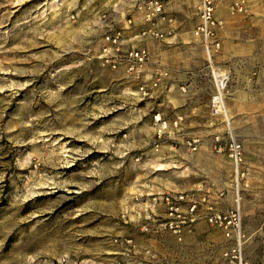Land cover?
I'll return each instance as SVG.
<instances>
[{"label": "rangeland", "instance_id": "374dc122", "mask_svg": "<svg viewBox=\"0 0 264 264\" xmlns=\"http://www.w3.org/2000/svg\"><path fill=\"white\" fill-rule=\"evenodd\" d=\"M116 1L0 0V264L140 263L141 233L128 215L141 182L150 179L180 188L215 180L225 194L238 188L245 255L264 264V76L243 77L241 58L224 64L217 56L233 66L235 91L225 105L244 148L238 176L229 157L214 151L202 165L170 168L152 149L153 114L170 117L176 107L141 99L123 68L95 56L105 33L119 27L105 20ZM222 1L231 15L248 3ZM251 1L264 8V0ZM226 19L218 16L219 28ZM170 36L160 39L168 59L196 62L193 102L184 107L201 119L189 129H203L210 148L215 134H225L214 133L218 122L205 126L214 91L210 63L197 61V38L163 41ZM237 44L248 51L247 41Z\"/></svg>", "mask_w": 264, "mask_h": 264}, {"label": "crops", "instance_id": "0c3cea01", "mask_svg": "<svg viewBox=\"0 0 264 264\" xmlns=\"http://www.w3.org/2000/svg\"><path fill=\"white\" fill-rule=\"evenodd\" d=\"M214 1L215 16L217 19L218 16H226L228 18L225 20L224 25L218 29V39L220 41L219 49L210 55L201 39L194 34V30L199 23L197 0H168L166 2L165 9L170 20L164 21L162 27L170 29V34L172 36L163 41L169 43L171 38L173 41L186 42L197 38L202 43L203 49L201 52L199 51L197 55L199 59L197 61L201 60L206 64L212 62L213 64L222 65L227 62L228 58L239 57L242 59V63L245 62V65L239 72L241 76L244 73L245 75H243V77H247L248 75L252 76L253 73H257L258 77L264 76V8L262 6L254 7L252 1L248 0V3H246V11L231 15L229 14L228 7H225L222 0ZM111 10L119 11L118 17L116 16V18L113 19L111 17ZM131 10L132 8L128 0H117L111 5V8L108 9L109 15L111 16H107L105 20L109 21V26L113 25V22L119 23V26H123L126 29L125 36L129 41L144 45L149 49L150 60L146 67L148 73L154 72L157 68L167 70L170 73L167 79L168 87L159 91L155 99L158 101L157 104L159 105L168 103L170 106L176 107L174 113L171 114L170 117L163 110L157 111L163 119L169 121L170 126L164 135V140L159 150L155 148L152 149L160 154L158 156L159 158H166L167 162H165V164L169 165L170 168L182 166L183 169L186 170L190 169L193 161L199 165L207 163L208 157L203 158V156L206 153L212 154L211 152L214 151L212 145L208 148L207 145L203 143V141H206L204 137L205 133H202L203 129H199L200 131L189 129L190 124L196 122L200 123L201 119L191 115L187 109L188 106L184 107L185 104L191 105L193 102L191 99V88L195 80L193 75L194 69L196 68L194 64L196 62L192 60L183 62L169 60L166 50L161 48V45L164 44L160 42L162 40L152 36L141 35V31L147 27L141 17H134V23L132 25L127 22ZM192 16H194V18H192ZM242 41H247L249 45V49L245 53L238 48L237 43ZM217 56L224 62L218 61ZM230 66L233 67L232 65ZM207 69H209L208 66ZM230 80L226 95L235 91H231L233 84L231 78ZM176 120H178L177 126L173 124ZM221 121L224 125L220 124ZM206 122L208 124L205 123V126L211 124L214 126V124L218 122L217 126L213 129L214 133L217 130L219 131L222 128H226L223 115H213L210 113ZM153 123L156 125L154 114ZM188 138H199L200 141H202L197 150H191L187 146L186 139ZM180 153L181 157L179 158ZM157 169L162 168L157 166ZM146 184H150L154 191L170 188L174 190H196L203 193L205 192L208 193L210 200L218 208L232 206L236 194L239 192L240 195L241 193L238 188L234 190V187H231L227 189L228 192L225 194V190L218 186L215 180H202L187 188H180L171 181L167 183L150 179V181L148 180L146 183L143 181L141 182L140 190H145L144 187ZM130 208H133L135 211L133 215L131 214L128 216L135 220L134 224L141 233L140 238H137L136 241V249L140 252V258L142 260L139 264H222L221 250L223 244H221L222 246L220 247L219 243H223V235L220 230L211 227L203 218H200L195 223L192 233L186 234L183 241H178L176 237L168 231L155 233H145L141 231L137 223V209L139 207L134 203L133 206L130 205ZM126 239H131V242H133L132 238H125V241Z\"/></svg>", "mask_w": 264, "mask_h": 264}, {"label": "built area", "instance_id": "2783aa9c", "mask_svg": "<svg viewBox=\"0 0 264 264\" xmlns=\"http://www.w3.org/2000/svg\"><path fill=\"white\" fill-rule=\"evenodd\" d=\"M128 1L132 10L127 22L132 25L134 17L139 16L147 25L141 31V35L163 39L170 34V29L162 27L164 21L170 20L165 9L168 0ZM197 1L199 23L194 34L201 39L211 55L220 47L219 20L215 16V1ZM125 30L123 26L109 29L95 56L104 66L112 69L123 68L125 73L136 83L135 92L141 99H155L159 91L168 87L167 79L170 73L161 68L148 73L146 67L150 60L149 49L144 45L129 41L125 36ZM209 65L214 85V91L210 98L211 112L213 115H223L226 124L224 135L219 133L214 135L212 148L215 152L224 153L229 157L235 167L236 176H238L245 155L243 145L236 137L231 121L227 117L225 95L231 71L226 66L212 62ZM154 121L156 123L154 147L159 150L170 123L163 119L159 113L154 114ZM173 124L177 126L178 120ZM186 144L191 150H197L200 139L188 138ZM144 188L145 190H138L134 195V203L139 207L137 223L141 231L145 233L168 231L178 241H183L186 234L194 231L195 223L203 218L211 227L220 230L223 235L222 264H256L245 255L246 239L239 192L236 194L232 206L218 208L205 192L170 188L154 191L150 184H146ZM126 242L130 243L131 239H126ZM116 264L134 263L119 261Z\"/></svg>", "mask_w": 264, "mask_h": 264}, {"label": "bare ground", "instance_id": "6f19581e", "mask_svg": "<svg viewBox=\"0 0 264 264\" xmlns=\"http://www.w3.org/2000/svg\"><path fill=\"white\" fill-rule=\"evenodd\" d=\"M160 165H161V166H159V168H161V167H162L163 163H161ZM235 179H236V178H235ZM236 180H237V179H236ZM236 180H235V181H236Z\"/></svg>", "mask_w": 264, "mask_h": 264}]
</instances>
